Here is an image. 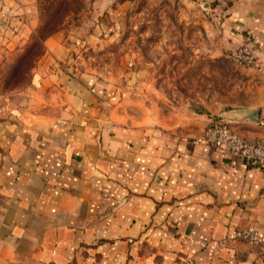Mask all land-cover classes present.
I'll list each match as a JSON object with an SVG mask.
<instances>
[{"label":"crops","instance_id":"0c3cea01","mask_svg":"<svg viewBox=\"0 0 264 264\" xmlns=\"http://www.w3.org/2000/svg\"><path fill=\"white\" fill-rule=\"evenodd\" d=\"M3 3L0 61L21 40ZM224 7V40L249 42L264 77V0ZM44 43L31 82L0 92V264H264V169L115 119L85 76L62 69V43ZM224 117L263 136L264 97ZM245 226L260 243L228 238Z\"/></svg>","mask_w":264,"mask_h":264},{"label":"rangeland","instance_id":"374dc122","mask_svg":"<svg viewBox=\"0 0 264 264\" xmlns=\"http://www.w3.org/2000/svg\"><path fill=\"white\" fill-rule=\"evenodd\" d=\"M2 1L11 12L8 25L21 36L0 61L3 94L31 82L45 53L35 59L45 43L34 31L60 21L49 37L67 49L62 69L85 76L117 120L195 138L211 122L228 120L225 113L264 97L261 68L236 60V47L224 40L227 0Z\"/></svg>","mask_w":264,"mask_h":264},{"label":"built area","instance_id":"2783aa9c","mask_svg":"<svg viewBox=\"0 0 264 264\" xmlns=\"http://www.w3.org/2000/svg\"><path fill=\"white\" fill-rule=\"evenodd\" d=\"M232 56L247 65L258 66L253 59L249 42L237 46L233 50ZM194 141L210 144L224 155L241 158L251 165L264 169V135L249 137L239 132L228 120L218 119L211 122L199 136L194 138ZM228 238L243 240L251 244H258L262 240L259 232L252 226L236 229L228 235ZM189 263L197 264L193 261Z\"/></svg>","mask_w":264,"mask_h":264},{"label":"trees","instance_id":"16d2710c","mask_svg":"<svg viewBox=\"0 0 264 264\" xmlns=\"http://www.w3.org/2000/svg\"><path fill=\"white\" fill-rule=\"evenodd\" d=\"M60 25H61L60 21L57 22L55 26H50L47 22H42V24L38 28H36L34 33L38 34L39 35L38 40L44 43L45 39L48 38L55 31H57ZM44 51H45V45L43 44L42 49L38 51L37 55L35 56V59L37 60V58H39Z\"/></svg>","mask_w":264,"mask_h":264},{"label":"water","instance_id":"95a60500","mask_svg":"<svg viewBox=\"0 0 264 264\" xmlns=\"http://www.w3.org/2000/svg\"><path fill=\"white\" fill-rule=\"evenodd\" d=\"M228 119V118H227ZM244 119H248V120H255L256 119V110L253 109L249 112H247L244 116ZM229 121V119H228Z\"/></svg>","mask_w":264,"mask_h":264}]
</instances>
